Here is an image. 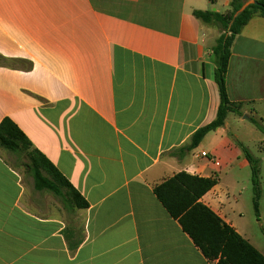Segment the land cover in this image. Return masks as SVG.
I'll return each instance as SVG.
<instances>
[{
  "label": "crops",
  "instance_id": "1",
  "mask_svg": "<svg viewBox=\"0 0 264 264\" xmlns=\"http://www.w3.org/2000/svg\"><path fill=\"white\" fill-rule=\"evenodd\" d=\"M230 1L0 0V123L11 120L88 204L65 208L0 151V264H216L153 188L179 172L249 167L243 140L227 136L232 113L200 142L211 136L209 150L184 149L219 106V34L192 13L222 14ZM230 53L228 99L240 120L264 122V18ZM226 195L218 177L201 202L257 249Z\"/></svg>",
  "mask_w": 264,
  "mask_h": 264
},
{
  "label": "trees",
  "instance_id": "2",
  "mask_svg": "<svg viewBox=\"0 0 264 264\" xmlns=\"http://www.w3.org/2000/svg\"><path fill=\"white\" fill-rule=\"evenodd\" d=\"M246 2H251L241 10ZM192 15L207 25L217 26L219 35L211 49L214 58V80L219 95V106L215 119L198 129L184 149H196L204 137L224 126L229 113L241 114L239 105L231 103L226 92V73L232 43L241 29L253 16L264 18V0H231L228 10L217 12L193 11ZM255 126L264 133V126ZM249 163L253 190V207L258 214L260 188L258 181L259 161L239 145ZM0 148L24 159L23 167L32 178L37 191H47L61 199L65 208L84 210L87 202L73 189L59 171L37 150L21 130L8 118L0 123ZM218 184V177L202 178L179 172L153 188L157 200L182 231L189 236L203 257L216 264H264V254L240 236L233 227L225 223L201 198Z\"/></svg>",
  "mask_w": 264,
  "mask_h": 264
},
{
  "label": "rangeland",
  "instance_id": "3",
  "mask_svg": "<svg viewBox=\"0 0 264 264\" xmlns=\"http://www.w3.org/2000/svg\"><path fill=\"white\" fill-rule=\"evenodd\" d=\"M247 3V2H246ZM214 9H211L213 11ZM207 28V31L214 32L215 36L219 34L220 30L217 26ZM242 114L233 113L227 117L228 123V134L227 136H238L243 140L245 148L250 152L252 157L259 161L258 166V181L260 188V199L258 206V214L255 213L253 207V190L251 181V170L250 167L244 170H223L222 173L218 174L220 178L221 188L227 191V198L231 204H235L237 201L239 224L245 232V236L250 242L264 254V133H262L254 124L256 122L264 126V122L258 118H254L248 114V119L240 120ZM211 136L204 140L200 144L199 149L195 152H199L201 149H210ZM8 155L10 161L17 165L19 169L23 170L24 159L14 158L6 150L1 149ZM236 168V167H235ZM25 175V174H24ZM23 175V176H24ZM24 180L26 182L31 179L25 175ZM241 216V218H240Z\"/></svg>",
  "mask_w": 264,
  "mask_h": 264
},
{
  "label": "built area",
  "instance_id": "4",
  "mask_svg": "<svg viewBox=\"0 0 264 264\" xmlns=\"http://www.w3.org/2000/svg\"><path fill=\"white\" fill-rule=\"evenodd\" d=\"M200 158L207 159L211 164H213L215 167L219 168L221 166V163L219 160H217L215 157L208 155L206 152L199 153Z\"/></svg>",
  "mask_w": 264,
  "mask_h": 264
},
{
  "label": "water",
  "instance_id": "5",
  "mask_svg": "<svg viewBox=\"0 0 264 264\" xmlns=\"http://www.w3.org/2000/svg\"><path fill=\"white\" fill-rule=\"evenodd\" d=\"M251 2H247L244 4L243 8L241 10H243L247 5H249Z\"/></svg>",
  "mask_w": 264,
  "mask_h": 264
}]
</instances>
